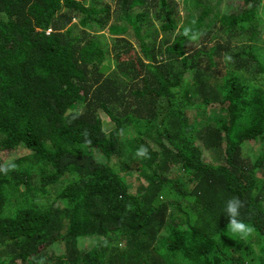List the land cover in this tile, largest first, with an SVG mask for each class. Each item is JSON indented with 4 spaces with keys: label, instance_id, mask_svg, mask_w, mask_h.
Returning <instances> with one entry per match:
<instances>
[{
    "label": "trees",
    "instance_id": "obj_1",
    "mask_svg": "<svg viewBox=\"0 0 264 264\" xmlns=\"http://www.w3.org/2000/svg\"><path fill=\"white\" fill-rule=\"evenodd\" d=\"M115 1L110 54L71 25L80 12L82 26H105L110 4L0 0V165L17 166L0 172V264H264V151L244 153L264 147V1L229 15L221 1L193 0L194 22L155 52L141 33L146 14L160 2L162 29H175L178 3ZM213 16L257 43L235 61L236 72L255 61L251 77L218 82L214 57L228 46L187 51ZM191 105H217L221 118L202 122ZM174 165L189 177L168 174ZM233 197L254 229L247 239L228 232Z\"/></svg>",
    "mask_w": 264,
    "mask_h": 264
},
{
    "label": "rangeland",
    "instance_id": "obj_2",
    "mask_svg": "<svg viewBox=\"0 0 264 264\" xmlns=\"http://www.w3.org/2000/svg\"><path fill=\"white\" fill-rule=\"evenodd\" d=\"M84 4L87 7H91L92 5L99 7L103 5L110 4L112 7V14L110 16V22L108 24H105V26L98 25L94 21H89L88 26H82L80 24L81 20V14L80 12L75 13V17L73 18L71 25H77L78 29L80 30H87L92 35L96 36L104 46V48L109 51L110 54H114L115 46H116V36L110 33L109 25L111 24L112 20L115 17V14L117 13V3L115 0H82ZM176 4L178 3L177 7V14L175 17L178 21V27L172 30L164 31L162 29V20L163 18L158 17L157 13L160 10L161 4L160 2L156 7H151L150 10L147 12L145 20L143 21L141 25V33L148 43V45L151 47V50L159 51V47L164 44L171 45L174 40L179 36L181 33V27L188 28L194 21L191 19L196 18L198 11L194 7V1L193 0H174ZM221 1V12L228 13L229 15H233L236 13H239L238 8L241 6L242 2H245V0H210V2L219 3ZM264 0H262L263 2ZM246 6L244 5L242 9H240L242 12ZM145 7H135L132 9L133 14L139 13L141 11H144ZM101 16V14H98L96 17ZM259 19V27L264 30V3L261 8V12L258 15ZM210 20H213L214 22L211 24V27L202 31L201 33H198L196 36V39H189L190 42L187 43L186 49L187 51L194 52V51H211L213 47L216 44H223V47H229L228 50H224L222 53V57H214L216 60L220 59L221 63L217 66L219 73H220V80L218 82L226 84L227 79L229 76V73H240L244 74L247 77H251L253 75L252 69L255 66L254 62H249L250 70H248L247 66L241 67V69L236 70V63L238 53H242L243 51L250 55L251 45L257 44L255 42L249 41L250 36L249 32H247V27H245L241 31L235 30L234 32H231L229 30H225L224 27L221 26L220 18H216L213 16ZM124 37L127 39L134 41L135 38L133 36V32H127L124 34ZM165 42V43H164ZM259 44L262 45V48H259L257 50V53L260 54V57L264 59V42L259 41ZM135 44H137L135 42ZM137 48H139L137 46ZM251 55H253L251 53ZM156 56L161 59L162 54L158 52ZM230 57V59H229ZM168 60V59H167ZM205 63V61H204ZM213 81L215 82L216 79L212 77ZM218 85V83H216ZM219 87V85H218ZM190 113L194 114L197 113L198 107L196 105L192 106L190 108ZM103 115V114H102ZM198 117L202 119V122L206 123H215L216 119L221 118V111L219 106H212L208 110V114H204L203 111H199L197 113ZM104 118H106L105 115H103ZM264 147L262 142H256L255 144H247L244 149V153L252 156L254 158L258 157L260 153H263ZM209 157V156H208ZM16 158V154L10 156L8 158V161H12ZM215 158L211 155L209 157V160H214ZM168 174H175L183 177L184 179L188 178V174L185 173V171L182 170V168L179 165H174L172 169L169 170Z\"/></svg>",
    "mask_w": 264,
    "mask_h": 264
},
{
    "label": "clouds",
    "instance_id": "obj_3",
    "mask_svg": "<svg viewBox=\"0 0 264 264\" xmlns=\"http://www.w3.org/2000/svg\"><path fill=\"white\" fill-rule=\"evenodd\" d=\"M189 30H185V35H188ZM192 39H196L193 35ZM230 59V57H229ZM87 137V132L84 134ZM87 143H91L90 140ZM137 157H146L148 155V149L141 146L137 152ZM17 166L14 163L8 162L4 165H0V172L7 174L8 171L14 170ZM244 206V202L239 197H233L229 199L226 203L225 213L229 218V223L227 225L228 232L237 234L241 239H247L252 235L254 229L249 225L239 219L240 209Z\"/></svg>",
    "mask_w": 264,
    "mask_h": 264
}]
</instances>
